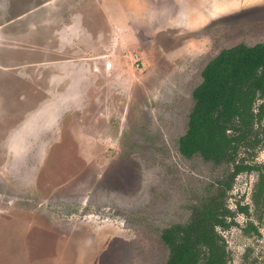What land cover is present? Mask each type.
I'll return each instance as SVG.
<instances>
[{
	"label": "rangeland",
	"instance_id": "rangeland-1",
	"mask_svg": "<svg viewBox=\"0 0 264 264\" xmlns=\"http://www.w3.org/2000/svg\"><path fill=\"white\" fill-rule=\"evenodd\" d=\"M212 3L0 0V264H167L162 231L232 171L180 154L192 93L221 51L264 41V0ZM249 152L264 174V143ZM258 176L227 193L232 264H264Z\"/></svg>",
	"mask_w": 264,
	"mask_h": 264
},
{
	"label": "trees",
	"instance_id": "trees-1",
	"mask_svg": "<svg viewBox=\"0 0 264 264\" xmlns=\"http://www.w3.org/2000/svg\"><path fill=\"white\" fill-rule=\"evenodd\" d=\"M192 97L188 128L178 142L180 154L229 165L232 171L214 194L192 210L188 223L164 229L161 239L169 250L167 264H232L219 229L235 225L226 201L239 175L258 173L252 198L264 208L263 167L239 159L242 149L252 155L264 143V43L221 51L204 68ZM239 210L249 212L246 206ZM248 232L259 235L252 223L245 229ZM246 258L241 264H247Z\"/></svg>",
	"mask_w": 264,
	"mask_h": 264
},
{
	"label": "crops",
	"instance_id": "crops-1",
	"mask_svg": "<svg viewBox=\"0 0 264 264\" xmlns=\"http://www.w3.org/2000/svg\"><path fill=\"white\" fill-rule=\"evenodd\" d=\"M250 1H251V6H253V7L256 5V3L258 1H259V4L261 2H263V0H249V1H246V2L244 0L243 1H240V2H238L237 0L236 1L232 0V4L231 5H233V9H237V7L239 8V7H243L244 5H248ZM223 5H224L223 0H214V3L211 4V6L209 7V10L211 12H214L215 10L219 9L218 7H220V6L223 7ZM214 19H217V17H214ZM214 19H212V20H214ZM198 21H199L198 19L195 20V22H196L195 25H198L199 26L200 25V22L198 24ZM262 43H264V41ZM245 45H247V46H253V45H256V44H245Z\"/></svg>",
	"mask_w": 264,
	"mask_h": 264
},
{
	"label": "flooded vegetation",
	"instance_id": "flooded-vegetation-1",
	"mask_svg": "<svg viewBox=\"0 0 264 264\" xmlns=\"http://www.w3.org/2000/svg\"><path fill=\"white\" fill-rule=\"evenodd\" d=\"M245 45V44H244ZM245 174H247V173H245ZM240 176V175H239Z\"/></svg>",
	"mask_w": 264,
	"mask_h": 264
}]
</instances>
